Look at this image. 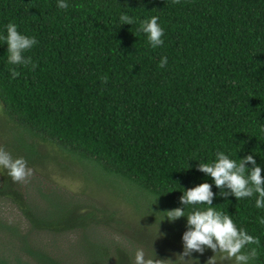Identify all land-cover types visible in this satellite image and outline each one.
I'll return each mask as SVG.
<instances>
[{"label": "trees", "instance_id": "obj_1", "mask_svg": "<svg viewBox=\"0 0 264 264\" xmlns=\"http://www.w3.org/2000/svg\"><path fill=\"white\" fill-rule=\"evenodd\" d=\"M67 3L0 0V32L11 22L37 41L25 53L28 65L9 64L0 41V104L19 132L124 184L160 222L163 212L183 207L181 187L212 183L197 167L217 151L235 160L254 154L264 176V0ZM121 14L137 23L122 26ZM152 16L164 30L155 49L138 30ZM212 190L216 210L256 238L253 264H264V209L255 197L237 201ZM17 198L32 226L60 227ZM162 223L186 230L185 218ZM87 244L89 264H110L109 248ZM27 245L35 264H60Z\"/></svg>", "mask_w": 264, "mask_h": 264}, {"label": "rangeland", "instance_id": "obj_2", "mask_svg": "<svg viewBox=\"0 0 264 264\" xmlns=\"http://www.w3.org/2000/svg\"><path fill=\"white\" fill-rule=\"evenodd\" d=\"M0 149L12 160L25 161L26 171L23 180L13 181L0 166V193L6 184L9 187L6 196L0 194V258L9 264H15L16 258L35 264L28 257L26 244L60 264H89L91 258L84 250L89 240L110 249V264L122 258L135 264L137 249L144 251L146 259L185 264L177 256L183 252L181 232L152 216L140 199L126 193L124 184L96 177L78 160L19 132L1 104ZM18 195L35 216L52 217L61 221L60 227L32 226ZM214 255L210 249L193 253L188 264H208ZM215 264L232 262L221 261L218 253Z\"/></svg>", "mask_w": 264, "mask_h": 264}, {"label": "clouds", "instance_id": "obj_3", "mask_svg": "<svg viewBox=\"0 0 264 264\" xmlns=\"http://www.w3.org/2000/svg\"><path fill=\"white\" fill-rule=\"evenodd\" d=\"M56 6L59 9H67L69 5L67 0H57ZM119 21L122 26H132L137 23L127 14H121ZM138 30L145 34L148 44L153 49L163 45L164 30L156 16L139 21ZM0 41H3L7 47L9 64L28 65L31 62L30 58H26L25 53L37 41L34 37L20 32L16 24L9 22L4 25L3 32H0ZM167 63V57H161L159 67L163 68ZM12 75L15 76L17 73L12 71ZM254 156L251 154L235 160L225 152L217 151L211 162H198L197 170L210 178L212 183L204 182L187 189L181 187L183 191H179L182 193L179 203L183 207L163 212L166 215L162 222L175 223L181 218L186 219V230L181 237L183 252L177 255L185 264L193 260V253L203 254L206 249L212 250L215 254L208 264H215L218 253L221 261H231L232 264H253L256 250L249 246L256 243V238L248 234L245 229L237 228L229 214L216 210L217 206L213 205L216 194L212 189L215 187L219 190L220 196L225 198L232 196L237 201L255 197V207L264 209V176ZM0 166L8 170L13 181H21L25 178V161L12 160L3 149H0ZM159 197L156 198V202ZM260 222L264 223V219ZM185 257L188 259L185 260ZM134 261L135 264H162L163 262L157 258L146 259L142 249L136 250Z\"/></svg>", "mask_w": 264, "mask_h": 264}]
</instances>
